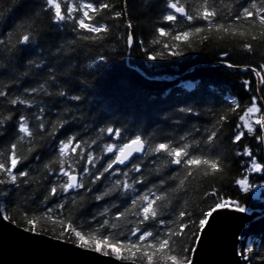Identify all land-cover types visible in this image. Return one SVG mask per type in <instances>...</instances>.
<instances>
[{"label": "trees", "instance_id": "trees-1", "mask_svg": "<svg viewBox=\"0 0 264 264\" xmlns=\"http://www.w3.org/2000/svg\"><path fill=\"white\" fill-rule=\"evenodd\" d=\"M71 2L78 4L80 0ZM107 2L115 5L114 10L125 9L127 15L120 20L110 19L105 13L96 16L92 23H106L111 32L103 40L91 41L81 37L93 34L84 30L74 31L73 22L53 24L49 12L44 10V0H0V38H6L7 32H13V43H17L16 37L23 31H29V25L33 26V39L29 45L17 43V48L12 51L0 47V81L8 84V88L4 90L11 91L13 96H25L34 103L33 108L18 106L13 119L21 114L27 115L30 125H34L36 121L31 114L38 113L39 107L43 106L46 121L55 123L58 128L54 138L44 136L41 139L37 136L36 150L32 153L24 152L29 157L25 164L30 166L25 169L30 171L27 184L18 182L16 186L0 185V190H7L6 195L0 191V198L9 220L29 228L25 213L29 218L44 216L47 208L52 207V215L62 216L65 220L71 219L76 226L88 233L97 226L98 221L104 219L99 216V212L115 197H106L99 202L93 197L99 194L97 189L102 191L103 186L110 185L117 178L115 176L103 180L102 184L91 186L92 193L80 190L83 198L77 197L75 204L60 197H51L45 202L47 190L52 186L50 181L54 183L55 177L46 175L44 164L56 158L57 140L72 135L89 144L96 140L97 143L87 150L102 157L97 164V168H100L112 156L103 153L104 144L122 142L112 140L106 132L100 131L102 128H121L124 140L139 134L149 145L169 140L175 144L182 143L181 136H187L189 141L193 137L195 140L202 139L214 126L220 127L217 121L222 114L228 116V122L223 126L222 134H218V144L224 149L221 154L230 162V167L226 166L225 174L215 182L211 179L207 183L200 178L190 179L186 190L170 193L168 206L163 208V218L167 220L171 216L175 219L178 212L188 211L192 213V218H197L198 223L201 211L207 209L213 200L208 197L206 201L203 193L213 186L219 188L224 195L240 200L247 206L246 212L264 210V197L256 199L251 194L244 195L233 183L241 174L240 161L249 159L238 157L235 152L248 146L259 160H264V150H261L255 137L247 133L239 143H231L236 124L240 123L239 117L251 105V98L256 96L258 103L264 104V85H259V77L249 67L259 69L264 63V38L250 41L254 52L248 53L241 47L244 41L227 37L219 39L215 32L201 43V36L209 35L205 32L191 38L192 47L181 44L184 53L182 56L165 55L163 59L148 61L145 49L148 52L163 51L161 45L151 43L156 35L155 28L163 26L181 31L186 27V22L175 25L163 22L161 13L165 10L164 0H127V4L125 0ZM245 2L246 0H235L233 6L231 0H226V7L220 0H216V6L221 14H226L229 8L235 11ZM197 4L198 0H189L188 6L195 7ZM203 23L197 21V24ZM128 24L132 27L128 28ZM129 32L133 34L135 41L132 48L126 45V35ZM160 39L167 40L170 44L176 43L170 37ZM223 52H228L226 63L222 62L225 59L221 55ZM229 63L236 67H228ZM37 64L40 67H36ZM53 75L54 81L50 79ZM245 80L252 82L248 90L243 85ZM188 82L192 86L187 87ZM40 84H45L51 95L38 92L27 96L23 92L24 88H38ZM61 91L66 95L60 96ZM71 96H79L80 99L72 100ZM230 98L236 99L240 104L236 111H231ZM0 104L3 105L0 111L6 113L10 105L2 100ZM181 108H192L194 111L182 113ZM65 120L68 122L60 128L59 124ZM197 129L200 131L197 132ZM14 135L10 127L9 134L0 136V144L7 145ZM36 155L40 156L39 160L33 159ZM143 160L146 165L143 169L144 178L148 186L166 178L175 168L161 167L159 158L151 155L144 156ZM153 160L157 162L154 164ZM117 167L121 173L128 171L125 165ZM120 178L123 179L122 176ZM87 179L86 177V183ZM250 180L253 183H264V179L255 174H250ZM177 182L169 180L168 184ZM76 195L75 192L69 193V196ZM61 202L65 203V208L55 209V205ZM117 204L123 207L120 201ZM116 210L113 208L112 212ZM93 216H96V220H93ZM55 229L63 228L58 223L41 219L34 230L52 233ZM198 231L196 225H192L191 230H186V235L177 245L181 254H185V248L195 246L193 233ZM242 235L245 239L240 243L239 249L249 242L252 249L249 253L250 262L244 261V264H264V215L254 219ZM66 240L74 241L75 238Z\"/></svg>", "mask_w": 264, "mask_h": 264}, {"label": "snow or ice", "instance_id": "snow-or-ice-1", "mask_svg": "<svg viewBox=\"0 0 264 264\" xmlns=\"http://www.w3.org/2000/svg\"><path fill=\"white\" fill-rule=\"evenodd\" d=\"M221 4L227 7L226 0H220ZM233 6L235 0H231ZM127 4V0H125ZM189 0H164L165 10L161 13L163 22L171 25L177 23H185L186 27L181 31H175L174 28H165L163 26L155 28V37L151 43L153 45H161L163 51H154L147 53L148 61H155L158 58L163 59L165 55L170 57H179L184 53L181 50V44L192 47L191 38L201 36L207 32L209 35L201 36L200 42L203 43L209 39V36L215 32L217 38L225 37L233 40L244 41L241 47L248 53H253V44L250 41H258L264 38V0H246L241 3L238 8L233 11L228 9L226 14H221L216 6V0H198L195 7H189ZM115 5L107 2V0H80L73 3L71 0H44V10L49 12L50 19L53 24L61 25L73 22V30L79 32L84 30L93 35L81 37L84 40H103L111 32L110 26L106 23H92L101 13H105L108 18L120 20L127 15L125 9L114 10ZM81 13V15H76ZM92 13L93 15H90ZM178 18H183L179 20ZM87 21V22H86ZM197 21H203V24H197ZM23 27V26H21ZM29 31H23L16 41L19 45H29L32 42L33 26L29 25ZM132 25L128 24V28ZM13 32H7L6 38H0V47L6 51H12L17 48V43H13ZM103 34V35H101ZM171 38L175 44H170L167 40L160 38ZM134 36L131 32L126 35V45L132 48L134 45ZM143 44V42H140ZM222 62L226 63L228 52H223ZM104 60V57L100 58ZM31 63V61L29 62ZM228 67H236L233 64H227ZM36 67H40L39 64ZM251 72L259 77L260 85H264V63L256 67H251ZM50 79L55 80V76ZM251 81H243L246 90L251 86ZM8 88V84L0 81V100L10 105L7 112L0 111V136L9 134V128L15 133L7 145L0 144V185H18V182L27 184L29 182L30 171L25 170L29 165L25 164L28 156L24 152L32 153L36 150V138L41 139L44 136L55 137L58 131L57 125L46 121L45 108L39 107L38 113H32V118L36 121L34 125H30L29 116L19 115L13 119L18 106H26L33 108L34 103L31 99L15 95ZM23 92L27 96H32L38 92H44L51 95L47 91L45 84L39 87L24 88ZM60 96H65V92L61 91ZM72 100H79V96H71ZM231 111H236L240 107L239 102L230 98ZM234 107H231L233 106ZM3 105L0 104V109ZM264 104L258 103V98H251V105L247 107L243 114L240 115V123L236 124L234 135L231 137V143H239L247 134L255 137L261 150H264ZM192 108H181L180 112L193 113ZM68 121L65 120L59 124L64 127ZM228 122L227 115H219L217 123L219 128L208 131L200 140L189 141L187 136H181L180 141L175 144L169 140L167 142H159L149 145L148 141L143 139L141 135L136 134L133 138L123 139L122 129L119 127H107L100 129L106 132L112 140H122L121 143H105L103 146L104 154H112V156L97 168L102 157L94 155L91 148L92 144H96V140H92L91 144L82 139L78 140L75 135L68 136L66 139L57 140L56 158L44 164L47 176L55 177L50 189L47 190L45 202L51 197H60L62 200H71L73 204L77 202V197L83 198V194L93 192V185L103 182L112 176L117 177L112 180L110 185L103 186V190L97 189L99 194L94 195V200L99 202L105 200L106 197H115L108 202V206L99 212V216L104 217L103 220L97 222V226L90 232L85 233L82 227L76 226L71 219L65 220L62 216L52 215L54 208H47L44 216L29 218L25 213V219L29 228L25 231L34 230L37 223L41 219H47L53 223H58L63 230L59 236L61 238L72 239L77 247L101 254L105 257L111 256L117 261H127L130 264H193L192 254L196 252V247L185 248L184 253L178 250L177 245L186 235V230H191L192 225H196L198 232L193 233L195 240L193 244L200 241V233L209 224L213 214L218 210L230 209L237 213L244 214L247 206L242 204L240 200L226 196L220 192L219 188L213 186L209 191L203 193L204 199L212 197V203L207 209L202 210L197 223V218H192V213L188 211H180L176 214V218L164 219L163 208L168 206L170 193L180 190H186L187 182L190 179H202L205 183L211 179L215 182L226 172V166L230 167V162L226 157L222 156L224 149L218 144L219 135L222 134L223 126ZM246 130V131H245ZM197 132L200 130L197 129ZM26 146V147H25ZM163 153V156L160 154ZM134 154H141L134 157ZM158 157L161 167L175 166L172 172L166 178L154 181L148 186L143 169L144 156ZM235 155L238 157H247V160L240 161L241 174L233 183L240 193L244 195L251 194L256 199L264 197V183H253L250 180V174L258 175L264 179V160H259L250 147L244 146L243 150H237ZM33 159L39 160L40 156L36 155ZM153 160L152 163H156ZM55 165V167H54ZM82 165L81 167H77ZM125 165L128 171L120 172L117 166ZM130 173H139L138 176H132ZM107 174V175H106ZM123 177L121 179L120 177ZM87 183L85 182V178ZM66 178V179H65ZM178 181L174 184H168V181ZM167 184V187L165 185ZM140 186V187H137ZM3 191L7 194V190ZM75 192L76 196H69V193ZM120 201L123 207L117 204ZM65 203L61 202L55 205V209L63 210ZM116 208V212L112 209ZM111 213V215H110ZM0 218L8 220L9 217L0 212ZM190 218V219H186ZM96 220V216H93ZM130 225V227H128ZM126 228V231H125ZM178 229V230H177ZM107 230V231H105ZM71 233V235H69ZM123 237V239H121ZM135 238V239H133ZM245 237L238 235V243H242ZM252 251L251 244L245 245L237 251V255L241 256L244 261L250 262L249 253ZM139 254V255H138Z\"/></svg>", "mask_w": 264, "mask_h": 264}, {"label": "water", "instance_id": "water-1", "mask_svg": "<svg viewBox=\"0 0 264 264\" xmlns=\"http://www.w3.org/2000/svg\"><path fill=\"white\" fill-rule=\"evenodd\" d=\"M0 212L4 214L1 198ZM263 215L264 210L244 214L230 209L215 212L195 244L193 264H244L243 258L236 254L240 248L238 235ZM24 229L0 218V264H130L83 250L73 242Z\"/></svg>", "mask_w": 264, "mask_h": 264}, {"label": "rangeland", "instance_id": "rangeland-1", "mask_svg": "<svg viewBox=\"0 0 264 264\" xmlns=\"http://www.w3.org/2000/svg\"><path fill=\"white\" fill-rule=\"evenodd\" d=\"M190 86H192V83H189V82H188V83H187V87H190ZM3 211H4V210H3ZM4 214L7 215L5 212H4ZM62 230H63V229H55L54 232H52V233H47V232H45V231H36V230H32V231L45 233V234H48V235L53 236V237H55V238L62 239V240H66V239H63V238H61V237L59 236V234H60V232H61ZM66 241H69V240H66ZM69 242H73V243H74V241H69ZM137 262L140 263V261H138V260H137Z\"/></svg>", "mask_w": 264, "mask_h": 264}]
</instances>
